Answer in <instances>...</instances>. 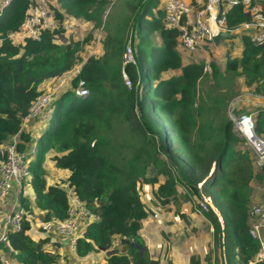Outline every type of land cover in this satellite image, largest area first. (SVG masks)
<instances>
[{
	"label": "trees",
	"instance_id": "1",
	"mask_svg": "<svg viewBox=\"0 0 264 264\" xmlns=\"http://www.w3.org/2000/svg\"><path fill=\"white\" fill-rule=\"evenodd\" d=\"M55 1L61 12L51 8L60 22L63 16L88 22L91 30L100 28L104 36L101 51L81 60L70 87L50 103L49 117L36 138L27 183L41 218L66 216L65 193L59 185L65 182L89 212L97 215L76 240V256L110 249L114 241L123 239L127 241L125 252L106 255L103 264H161L146 249L141 250L144 244L139 231L151 212L140 187H152L158 211L172 209L186 224L190 218L182 209L191 196H181L175 186L183 184L191 195L207 196L221 218L220 226L214 212L204 213L224 261L264 264V256L254 260L261 246L247 233L249 205L261 174L254 170L250 153L236 147L239 138L225 116L228 100L235 93L228 88L216 95L200 90L205 65L181 62L177 33L164 26L158 0H123L121 16L112 26L103 15L115 0ZM30 4L31 0H8L0 9V143L17 134L18 150L30 141L29 131L20 129V124L40 85L72 70L83 43L92 37L90 30L81 41H63L59 27L43 31L39 40L14 42L10 34L19 30ZM259 4L264 15V2ZM248 19L240 3L227 9L228 28ZM241 39L240 57L227 56L223 74L208 62L211 77L217 82L242 76L246 86L253 84L252 93L262 95L264 50L243 34ZM128 42L135 65L122 64ZM121 69L130 80V89L123 84ZM78 80L83 81V95L73 90ZM153 113H157L158 125ZM250 114L254 132L264 138V106ZM46 157L56 169L68 172L58 183L46 181L42 165ZM17 199L31 213L22 185ZM33 218L23 219L19 231H8L6 242L0 245L20 264H58V254L44 248L49 235L33 225ZM30 232L45 236L33 240ZM188 263L199 261L190 256ZM165 264H171L170 260Z\"/></svg>",
	"mask_w": 264,
	"mask_h": 264
},
{
	"label": "built area",
	"instance_id": "2",
	"mask_svg": "<svg viewBox=\"0 0 264 264\" xmlns=\"http://www.w3.org/2000/svg\"><path fill=\"white\" fill-rule=\"evenodd\" d=\"M260 1L264 2V0H195L194 4H191L185 0H164L162 3L163 24L165 27L176 31V47H179L180 51L185 54H190L204 46H212L211 37L218 31L244 33L249 42L259 45L264 50V15L260 11ZM7 2L8 0H2L0 9ZM47 2L48 0H31L19 30L10 34L14 42L24 38L39 40L43 31H53L59 27L67 29L76 24L77 20L72 17L67 24L60 22ZM238 3L243 6L244 13L247 12L249 19L228 28L226 26L227 9ZM128 63L136 64L129 42L122 52V64ZM80 65L81 62L78 67L76 66L72 70L48 80L47 89L44 92L40 90L30 103L28 112L21 120L20 129H23L24 124L31 120L40 122L47 120L50 113V103L61 91L70 87V81L78 72ZM203 70L205 71L206 68L204 67ZM121 77L126 88L130 89L131 83L124 69H121ZM73 90L76 94L83 95L85 93L83 81L78 80ZM260 96L264 97V93ZM231 123L232 132L239 139H243L244 144L251 151L253 168L261 174L260 197L257 203L253 201L254 204L249 205L247 218V233L251 238L256 239L261 246L255 254L254 260H260L264 256V138L254 132L253 119L250 113L241 114ZM17 142V134H14L0 143V216L2 217L0 243L6 242L8 231H19L22 220L31 218V215L26 213L23 207L16 205V199L12 202L9 210H3L1 207L13 186L20 189L22 180H28L30 177L29 153L18 150ZM60 185L66 198V216L63 219L34 217L33 225L45 233L65 238L71 250H74L76 240L83 237L85 227L95 220L97 215L89 212L72 187L65 182ZM197 205L198 207L195 208L197 214H204L209 211L215 213L208 197L202 193H199ZM215 215L221 226V218L216 213ZM3 263L11 264L6 259L3 260ZM252 263V261L248 262V264ZM222 264H225L224 260H222Z\"/></svg>",
	"mask_w": 264,
	"mask_h": 264
},
{
	"label": "rangeland",
	"instance_id": "3",
	"mask_svg": "<svg viewBox=\"0 0 264 264\" xmlns=\"http://www.w3.org/2000/svg\"><path fill=\"white\" fill-rule=\"evenodd\" d=\"M1 1L2 0H0V3ZM47 3L49 4L50 8L53 7L56 10H61L58 8V4L55 0H48ZM123 7V0L113 1V5H109L106 8L103 18L106 17V20L109 21L110 25L112 26L114 22L120 18ZM70 19L71 17L63 16L61 22L67 24ZM90 28V23L77 20L76 24L70 28L64 29L62 27L61 29L63 31L61 32L60 37L61 39H63V41L69 39H72L73 41H81L85 37V34L91 30ZM91 33L92 37L90 42L87 41L83 43L80 49L81 51L79 50L80 52H78L73 68H75L76 66L78 67L81 60L84 59L87 54L90 55L100 52L101 39L104 36V32L100 28H97L91 30ZM243 35L245 36V34ZM220 41L221 44L216 49L212 46H204L203 48H199L197 51H194L190 54L182 53L181 62L204 63L206 70H203L205 73L199 84V88L203 93H207L209 95L226 93V88L231 89V94L235 93L234 96L230 100H228V105L225 108V116L230 121H232L233 119L238 118L241 114L247 113L248 111L252 113L253 110L259 106L257 99L263 100L260 102V104L261 106H264V97L260 96L259 94L252 93L251 87H253V84L251 85V87L246 86L242 76H236L232 80L224 79V81H214L210 74V67L208 66V62L212 61L219 69V72L223 74L227 56L229 57V59L240 57V45H242L243 40L241 39L240 35L231 39L221 38ZM147 50L148 48L145 49L144 55L145 60H147L148 62L149 55L147 53ZM228 83H232L231 86H229ZM259 83H261V81H259ZM40 86L41 87H39V89L44 92L49 86L48 81H44ZM152 117L155 125H158L157 113H153ZM41 123H46V120L42 121ZM26 124L27 123H25L24 126ZM37 132L38 129L33 131V133L31 134L32 137L36 136ZM235 145L236 147H240L245 152H248L251 155V151L249 147L244 144L243 139H239ZM27 151H29L28 162H30L32 160L34 147L30 146L29 148H27ZM172 152L174 155H178L176 149L172 148ZM151 172L152 169H149L148 173L150 174ZM159 179L160 181H163L164 177L160 176ZM25 180H22V188L24 185H28L27 180ZM60 180L63 179H57L55 180V183H58V181ZM61 183H59V185ZM175 186L181 196H183V194H190L191 196L182 209V212L187 213L190 218L189 221L185 219L186 224H184L178 216L173 215L172 209L166 212H164V209L162 211H158V207L153 203V198L151 195L152 187L145 185H142V187H140V192H142V196L146 200V205L151 212V214L148 215V218L145 219L143 223L144 225H142V228L139 231V236L144 244V247L142 248L146 249L147 253L150 256L159 259L161 264H165L166 260H173L174 264H189L188 257L190 256L197 258L199 264H208L207 257L210 259L211 264H221V260H224V258L222 256L221 250L218 252L217 240L214 233L212 232V226L207 221V217L205 214H197L195 212V208L198 207L197 204L199 195H191L188 188L183 184H176ZM25 188L26 186H24V190ZM153 188H155V186H153ZM14 189H16L15 186H13L12 190ZM17 191H19V188L17 189ZM260 192V182H258L253 190L254 203L258 202L257 200L260 197ZM151 242L154 243L151 245ZM120 245L121 244L119 240L113 242V248L117 250H119ZM167 247L168 250H166ZM51 252L58 254V264H91V259H86L85 256V258L83 256H76L75 253H73V250H71V248L68 246V244L64 249L54 247ZM87 256L89 255L87 254ZM174 257H176L177 259H174ZM225 264H237V262L233 260L231 262L229 261L228 263L226 262Z\"/></svg>",
	"mask_w": 264,
	"mask_h": 264
},
{
	"label": "crops",
	"instance_id": "4",
	"mask_svg": "<svg viewBox=\"0 0 264 264\" xmlns=\"http://www.w3.org/2000/svg\"><path fill=\"white\" fill-rule=\"evenodd\" d=\"M159 1V3H160V5H162V3L164 2V0H158ZM185 1H187V2H189V3H191V4H194V1L195 0H185ZM92 26V25H91ZM91 29V28H90ZM240 34H244V33H240ZM238 37V36H237ZM229 39H231V38H229ZM221 40V39H220ZM221 42V41H220ZM219 42V45L217 46V47H214L213 45H212V47L213 48H218L219 46H220V43ZM222 47V46H221ZM241 48H242V45H240V51H241ZM176 50L178 51V54L180 55V58H181V60H182V53L183 52H181L180 51V49L179 48H177L176 47ZM100 51H101V47H100ZM99 53V52H98ZM88 55V54H87ZM182 63H187V62H182ZM177 73H178V71H176ZM170 73H174V72H170ZM49 80V79H48ZM47 80V81H48ZM41 87V86H40ZM260 97V96H259ZM257 99V98H256ZM257 101H258V105L259 106H261V104H260V102L261 101H263V100H258L257 99ZM258 106V107H259ZM251 113V112H250ZM43 128H44V124L43 123H41L40 121H37V120H31L29 123H27L25 126H24V128L23 129H25V130H27V131H29V134H30V141H29V143H27L26 144V147H24V149H22V150H24V151H27V148H29L30 146H32V147H34V150H35V141H36V138H37V136L41 133V131L43 130ZM36 129H38V132H37V135L36 136H33L32 137V133H33V131H35ZM28 153H29V151H27ZM48 157H46L45 159H44V161H43V163H42V165H43V168H44V171H45V178H46V181H47V183H53V181L55 182V180H57V179H64L66 176H67V174H68V172L67 171H65V170H61V169H56L55 167H54V165H53V163L52 162H50V160L49 159H47ZM255 170V169H254ZM257 171V170H256ZM257 185V184H256ZM256 185H254V188H255V186ZM24 186H26V188H25V190H24ZM23 186V188H22V191H23V194H24V196H26L27 197V200H28V203H29V208H30V211H31V213H29L30 215H31V218H33V217H35V218H37V217H41L40 215H41V213H42V211L41 210H39V209H37L36 207H35V205H34V201H33V197H32V193H31V188L29 187V185H24ZM16 187V186H15ZM17 187H16V189H14V190H11L12 192H10L11 194L10 195H8L7 197H6V200H4V202H3V204L1 205V207H2V209L3 210H9L10 209V206H11V204H12V202L16 199L17 200V202H16V205L17 206H21V204L19 203V201H18V199L16 198L17 197V195H18V193L17 192H19V191H17ZM33 201V202H32ZM254 201V200H253ZM15 205V206H16ZM22 207V206H21ZM144 223V222H143ZM142 225H144V224H142ZM1 230H2V217L0 216V233H1ZM46 235H49V237H50V240H49V242H47L45 245H44V248L46 249V250H48V251H52L53 249H54V247H59L60 249H64L66 246H67V240L65 239V238H59V237H56V236H53L51 233H45ZM139 234H140V232H139ZM39 236H45V235H43L42 233H35V232H30V237L33 239V240H37L38 239V237ZM156 242V241H155ZM154 242H151V245L153 244ZM4 244V243H3ZM120 244H122V243H120ZM148 245H150V244H148ZM147 245V246H148ZM69 246V245H68ZM121 246V245H120ZM120 246H119V248H120ZM114 247V246H113ZM113 247L112 248H110V249H113ZM115 249V248H114ZM108 250V249H107ZM219 252V251H218ZM118 253V252H117ZM89 256H85L86 257V259L87 258H89V259H91V264H103V262H104V258H105V256L107 255L106 253H105V250L104 251H102V250H100V249H98L97 251H94V252H91V253H89L88 254ZM219 256V255H218ZM84 257V258H85ZM152 257V256H151ZM4 259H6L8 262H10L11 264H20L14 257H12V256H10L9 254H8V251H6V250H4L3 248H2V245H0V264H4L3 263V260ZM80 259V258H79ZM174 259H177L176 257H174ZM219 259V258H218ZM221 260V259H220ZM93 262V263H92ZM171 262V264H174L173 263V260H171L170 261ZM177 264H179V263H177ZM186 264V263H185ZM221 264H222V260H221Z\"/></svg>",
	"mask_w": 264,
	"mask_h": 264
},
{
	"label": "water",
	"instance_id": "5",
	"mask_svg": "<svg viewBox=\"0 0 264 264\" xmlns=\"http://www.w3.org/2000/svg\"><path fill=\"white\" fill-rule=\"evenodd\" d=\"M245 15H247V12H245ZM241 32H235V33H230V32H226V31H218L216 32V34H214L212 37H211V42H212V45L214 47H217L219 45V42H220V39L221 38H226V39H229V38H234V37H237V36H240L242 34H240ZM140 82V78L138 80V84ZM138 87V86H137ZM138 103H139V97H138V94H136V108H138ZM121 244L119 250L117 249H108V250H105V253L108 255V254H114V253H124L126 248H127V241L126 240H119ZM142 250L144 248H141ZM100 250L104 251L103 248H101Z\"/></svg>",
	"mask_w": 264,
	"mask_h": 264
},
{
	"label": "clouds",
	"instance_id": "6",
	"mask_svg": "<svg viewBox=\"0 0 264 264\" xmlns=\"http://www.w3.org/2000/svg\"><path fill=\"white\" fill-rule=\"evenodd\" d=\"M75 20H77V19H75ZM80 21V20H79Z\"/></svg>",
	"mask_w": 264,
	"mask_h": 264
}]
</instances>
